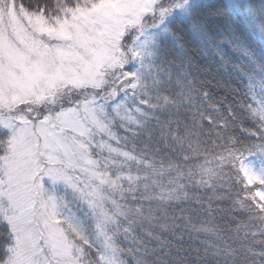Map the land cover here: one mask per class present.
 <instances>
[{"label":"snow or ice","instance_id":"obj_1","mask_svg":"<svg viewBox=\"0 0 264 264\" xmlns=\"http://www.w3.org/2000/svg\"><path fill=\"white\" fill-rule=\"evenodd\" d=\"M0 264H264V0H0Z\"/></svg>","mask_w":264,"mask_h":264}]
</instances>
